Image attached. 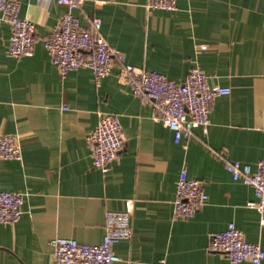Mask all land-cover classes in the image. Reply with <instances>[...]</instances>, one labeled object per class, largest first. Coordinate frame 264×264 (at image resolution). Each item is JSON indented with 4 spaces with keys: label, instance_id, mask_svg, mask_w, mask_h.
<instances>
[{
    "label": "crops",
    "instance_id": "0c3cea01",
    "mask_svg": "<svg viewBox=\"0 0 264 264\" xmlns=\"http://www.w3.org/2000/svg\"><path fill=\"white\" fill-rule=\"evenodd\" d=\"M146 3L84 0L76 13L83 27L100 18L125 63L176 81L199 68L210 84L230 88L212 103L206 130L196 126L180 142L119 77V60L98 83L87 66L58 73L44 45L65 9L55 0H19V16L35 25L29 56L9 54L11 27L0 22V133L19 136L22 150L21 160L0 157V190L23 194L20 218L0 222V264H56V236L101 242L105 212L124 210L127 200L133 232L115 243L114 264H229L207 250L229 222L264 249V225L248 205L253 189L226 168L264 157V0H176L175 10ZM109 112L120 116L124 145L102 171L86 136ZM183 167L208 198L192 216L175 218Z\"/></svg>",
    "mask_w": 264,
    "mask_h": 264
},
{
    "label": "built area",
    "instance_id": "2783aa9c",
    "mask_svg": "<svg viewBox=\"0 0 264 264\" xmlns=\"http://www.w3.org/2000/svg\"><path fill=\"white\" fill-rule=\"evenodd\" d=\"M46 1L38 0L39 3ZM55 1L65 9L45 37L44 45L61 76L80 66H87L98 83L111 72L115 60H119V77L134 95L151 102L153 118L162 121L172 130L175 142L190 138L196 126L206 130L210 123L212 103L219 95L229 93V87L210 84L208 75L199 68H193L184 80L176 81L156 70L125 63L123 53L110 46L101 33L100 18H93L89 27L80 24L76 11L81 9L84 0ZM146 5L149 9H177L176 0H147ZM2 21H8L11 27L9 54L16 57L31 55L36 41L35 25L30 19L19 16V0H0ZM86 144L94 167L106 171L108 164L119 156L124 145L120 116L117 113H100L97 125L86 136ZM0 157L22 159L19 136L0 133ZM226 168L234 180L252 187L254 199L248 205L257 209L260 224L264 225V157L254 167L234 160L227 161ZM207 198L203 182L190 177L187 168L183 167L176 183L172 216H192L205 204ZM22 203V193L0 190V222H16L22 213ZM132 207V201L127 200L124 210L105 212V232L99 243H80L66 236L51 238L49 243L55 263L114 264L119 261L114 245L132 236ZM207 250L223 253L229 264H261L264 260L261 245L248 241L243 231L233 222L210 235Z\"/></svg>",
    "mask_w": 264,
    "mask_h": 264
}]
</instances>
